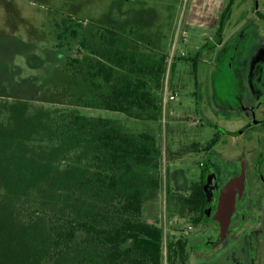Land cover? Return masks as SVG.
<instances>
[{
    "label": "rangeland",
    "instance_id": "374dc122",
    "mask_svg": "<svg viewBox=\"0 0 264 264\" xmlns=\"http://www.w3.org/2000/svg\"><path fill=\"white\" fill-rule=\"evenodd\" d=\"M229 1L0 0V105L16 103L19 111L30 107L33 118L40 121L50 111L63 117L78 114L110 119L123 132L154 135L160 150L157 166L134 169L125 176V185L142 189V219L163 231L162 264H184L178 258L169 261L168 243L177 240H190V263L197 260L195 236L203 226L194 224L195 214L187 211L186 201L203 171V148L217 135L215 124L224 125L209 116V110H215L212 97L232 91V86L222 88V71L238 64L242 70L247 64L253 67L254 58L264 66V20L255 14L264 12V0H234L218 35ZM124 9L136 16L125 18ZM111 26L119 31L124 48L137 41L152 58L166 54L162 86L153 91L158 111L119 112L79 103L90 89L66 62L80 56L79 51L90 56L92 48L103 50L106 44L99 32ZM72 29L78 32L76 38ZM239 39L231 61V46ZM81 40L87 48L80 47ZM171 94L174 100L165 99ZM22 136L9 137L0 146V264H43L44 222H21L20 212L28 206L22 204L30 201L41 208L60 204L58 196L67 178L59 168L49 172V179L44 171L39 174L47 161L29 158ZM71 160L70 170L75 171L81 165L78 159ZM23 174L29 182L19 179ZM91 198L90 204L100 201Z\"/></svg>",
    "mask_w": 264,
    "mask_h": 264
},
{
    "label": "trees",
    "instance_id": "16d2710c",
    "mask_svg": "<svg viewBox=\"0 0 264 264\" xmlns=\"http://www.w3.org/2000/svg\"><path fill=\"white\" fill-rule=\"evenodd\" d=\"M233 1L222 13L218 35ZM77 33L71 30L74 38ZM99 37L106 44L103 50L92 48L90 56L79 51L80 56L66 62L90 89L79 103L119 112L158 111L153 91L162 86L166 54L152 58L139 49L137 41L130 49L124 48L115 26L101 29ZM86 46L81 40L80 47ZM193 67L196 74L195 61ZM118 70L124 72L118 74ZM18 108L16 103L0 105V146L9 137L23 135L21 145L29 158L40 156L47 161L46 170L40 169L39 174L44 171L49 179V172L59 168L67 176L58 196L60 204L46 208L35 207L30 201L22 204L28 206L20 212L21 222H44L45 234L40 242L43 264H162L163 231L142 219V189L125 185V176L134 169L157 166L160 150L154 135L147 131L123 132L110 119L78 114L63 117L50 111L40 121L33 118L30 107ZM73 158L81 165L75 171L70 170ZM27 177L23 174L19 179L29 182ZM153 184L157 185L155 181ZM91 197L100 201L90 204ZM202 198L201 183H194L186 201L187 211H199ZM186 243H168L171 263L175 258L184 263Z\"/></svg>",
    "mask_w": 264,
    "mask_h": 264
},
{
    "label": "flooded vegetation",
    "instance_id": "af4514ba",
    "mask_svg": "<svg viewBox=\"0 0 264 264\" xmlns=\"http://www.w3.org/2000/svg\"><path fill=\"white\" fill-rule=\"evenodd\" d=\"M255 14L264 20V12ZM239 44L240 39L231 46V61ZM254 61V69L247 64L242 70L238 64L223 70L222 88L232 86V91L212 97L215 110H209V116L224 125L215 124L217 135L203 148L205 163L199 179L203 198L194 213V224L203 226V231L195 236L198 253L192 264H264V66ZM232 182L231 213L222 230L216 216L222 191ZM186 244L184 264H191L192 243Z\"/></svg>",
    "mask_w": 264,
    "mask_h": 264
},
{
    "label": "water",
    "instance_id": "95a60500",
    "mask_svg": "<svg viewBox=\"0 0 264 264\" xmlns=\"http://www.w3.org/2000/svg\"><path fill=\"white\" fill-rule=\"evenodd\" d=\"M207 178H205V182ZM233 182L228 184L225 189L222 191L220 209L216 218H218L222 223V230L227 226V221L231 213L232 208V196H233ZM208 191V190H207Z\"/></svg>",
    "mask_w": 264,
    "mask_h": 264
},
{
    "label": "crops",
    "instance_id": "0c3cea01",
    "mask_svg": "<svg viewBox=\"0 0 264 264\" xmlns=\"http://www.w3.org/2000/svg\"><path fill=\"white\" fill-rule=\"evenodd\" d=\"M123 16L125 18H132V17H135L136 15L134 14L133 10H129L128 11H125V9L123 10Z\"/></svg>",
    "mask_w": 264,
    "mask_h": 264
},
{
    "label": "built area",
    "instance_id": "2783aa9c",
    "mask_svg": "<svg viewBox=\"0 0 264 264\" xmlns=\"http://www.w3.org/2000/svg\"><path fill=\"white\" fill-rule=\"evenodd\" d=\"M165 99H168L169 101L174 100L175 99V95L171 94L169 96H165Z\"/></svg>",
    "mask_w": 264,
    "mask_h": 264
}]
</instances>
